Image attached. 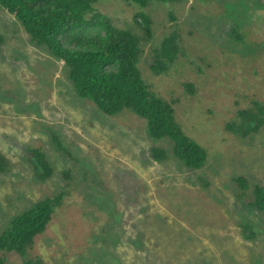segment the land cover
<instances>
[{"label": "rangeland", "instance_id": "obj_1", "mask_svg": "<svg viewBox=\"0 0 264 264\" xmlns=\"http://www.w3.org/2000/svg\"><path fill=\"white\" fill-rule=\"evenodd\" d=\"M93 9L141 40L146 85L207 150L206 165L186 168L173 141L150 137L131 109L109 116L79 97L65 62L0 7V152L10 162L0 174V235L37 202L65 195L28 255L5 251V262L264 264V211L235 182L264 187V127L247 138L227 129L239 110L264 104V0H98ZM143 13L150 38L136 20ZM174 30L180 54L155 73L154 49ZM154 149L167 159L155 161ZM33 150L52 168L46 180Z\"/></svg>", "mask_w": 264, "mask_h": 264}, {"label": "trees", "instance_id": "obj_2", "mask_svg": "<svg viewBox=\"0 0 264 264\" xmlns=\"http://www.w3.org/2000/svg\"><path fill=\"white\" fill-rule=\"evenodd\" d=\"M132 1L146 8L155 0ZM96 2L98 0H0V7L20 22L35 46L65 62L79 97L93 101L109 116L119 114L124 108L131 109L147 120L150 137L173 141L174 155L186 168H203L208 159L207 150L186 135L173 106L153 93L143 79L139 68L144 53L141 40L115 26L110 17L95 13L93 6ZM91 12L94 14L88 18ZM138 19L147 36L152 37L151 19L144 13L137 14ZM180 39L179 32L174 30L158 49H154L151 68L155 73L166 72L177 60ZM186 88L194 89L192 84H187ZM253 106L239 110L237 120L227 125L228 131L242 138L259 133L264 127V104L256 100ZM32 155L39 164V178L46 180L52 175L47 158L40 150H33ZM152 158L164 162L167 154L163 149H154ZM9 171L10 162L0 152V174ZM235 182L244 191L251 190L253 200L249 201L250 205L264 211V187L251 186L244 176L236 178ZM64 199L63 192L43 199L12 220L0 235V264H7L3 258L5 251L21 257L28 255L35 238L46 230ZM24 264L45 263L34 259Z\"/></svg>", "mask_w": 264, "mask_h": 264}]
</instances>
